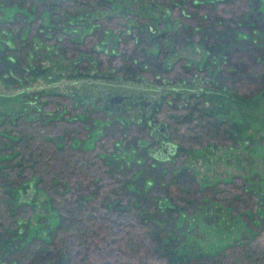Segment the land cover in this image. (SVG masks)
<instances>
[{"label": "rangeland", "instance_id": "374dc122", "mask_svg": "<svg viewBox=\"0 0 264 264\" xmlns=\"http://www.w3.org/2000/svg\"><path fill=\"white\" fill-rule=\"evenodd\" d=\"M109 1L111 8L107 12L112 17L97 21L98 27L83 37L80 45L83 50H90L107 30L104 43L109 53L96 54L102 68L109 64L120 66L127 57L142 62L146 58L142 54L145 45L139 47L132 38L142 33L150 41L173 26L177 17L180 25L193 29L194 42H234L235 46L214 55L215 62L209 68L200 64L185 68L182 60L165 75L153 77L144 72L142 77L154 85L161 77L175 82L184 76L204 85L225 86L237 95L211 89L204 107L217 117L247 122L248 127L236 142L229 138L212 141L191 121L189 137L195 134L198 140L179 143L172 138V130L168 131L169 141L181 144L189 152L180 156L171 153L155 161L147 152L157 150L159 145L136 121L144 109H149L144 102L155 101L160 93L173 92L172 86L151 87L144 80L119 81L110 77L111 73L93 69L87 56L58 61L56 47H67V39L62 40L55 30L43 26L51 20L66 19L64 14L57 17L43 13L55 0H0V38L10 41L17 58L28 53L32 62L40 60L41 66H49L52 71L46 78L20 87L0 82V124L20 117L15 125L3 126L7 138L0 134V167L6 174L0 176V182L15 186L26 180L29 184L14 205L18 234L13 241H17V246L5 263L35 264L31 258L36 257L38 264H78V255L87 246L90 264H137L146 258L144 248L137 245V249L129 251L124 245L126 240L134 235L135 242H139L145 232L150 233L146 238L152 239L151 232L161 227L155 222L163 220L160 234L173 231L181 245H196L206 254L223 251L207 264H246L238 259L240 238H251V247L264 246V91L253 98L241 97L259 89L242 88L248 65L241 59L244 50L256 54L257 49H264L259 39L264 35V0H236L230 5L235 15L224 14L229 18L224 29H234L228 35H223V25H208L209 19H193L195 10L200 17L208 14L210 4L195 8L191 0L181 6H171L169 0ZM212 5L218 14L227 9L222 2ZM97 14L85 13L68 26L73 30L69 35L73 41L82 40L81 34ZM181 39H175L174 47L183 46ZM155 49L149 51L153 54ZM72 51L68 46L70 56L74 55ZM167 51L165 44L159 45L161 54ZM190 55L193 60L203 57L205 63L210 61V55L202 53L199 45L191 46ZM79 70L82 76H76ZM89 73L99 76L90 77ZM177 87L187 88L183 84L174 86ZM43 89L57 94L50 98L32 96ZM112 96H123V102L109 107L107 101ZM127 97L132 102H124ZM28 100L36 102L35 106L25 104ZM168 113L169 110L161 109L154 121L168 124ZM22 121L30 122L36 136L27 149L30 156L26 155L23 164L17 166L12 139L22 129ZM179 132L183 134L185 129ZM181 169L191 179L193 188L192 204L187 206L176 199L173 176ZM185 206L183 212L165 211ZM259 209L263 212L260 215ZM68 220H72L71 225L61 223ZM258 220L259 224L254 223ZM253 232L256 235L251 237ZM81 236L87 238V245L82 246ZM150 263L162 264L158 258Z\"/></svg>", "mask_w": 264, "mask_h": 264}, {"label": "trees", "instance_id": "16d2710c", "mask_svg": "<svg viewBox=\"0 0 264 264\" xmlns=\"http://www.w3.org/2000/svg\"><path fill=\"white\" fill-rule=\"evenodd\" d=\"M170 1L171 6H181L185 0H176V1ZM236 0H191V6L198 8L200 5H207L210 4L211 7H209L208 14L204 16H199L196 11V15H193V19L201 20V19H209L208 25H216V26H222L223 29L225 28L224 25L227 23L225 13H228L229 15H235V9L230 8V5H233ZM91 2V3H89ZM222 2L225 7H227L226 10L221 11V13H217L213 3ZM70 8L75 9L73 12H68ZM111 8V1L109 0H55V3H50L46 7L45 10H43V13L45 14H54L57 17L59 15L64 14L66 19L64 21L57 20L58 22L51 20L48 24H43L45 29H53L55 30L57 37L63 38L64 40L67 39L66 44L67 47L69 46L73 51L72 56H70L67 52V47L63 46L62 48L56 47V55L57 60L60 61H75L79 57L87 56L90 59L89 65L95 69L99 73L101 72H107L106 74H109L110 77H114L118 79L119 81L127 82V83H134L141 80L146 81V83L151 86H172L174 89L173 92L168 91L166 93H160L158 96L155 97V101L152 102L150 107V114H146V112L143 115L142 123L146 124L147 121H153L155 120V115L157 112H159L161 109L165 108V110H169L168 113V124L167 129L168 131L171 129L170 133L172 134V138H175L178 140L179 143L182 141H191L198 140L199 136L195 135L189 137L191 132H189V124L191 121L196 122V125L194 127L197 128L198 131L203 133V135L208 136L209 139L214 140H222L224 138H229L231 141L236 142L238 139H240L241 134L246 131V128L248 127V123L243 121H234L232 119L223 117H217L213 112H211L209 109H206L204 107V101L206 100L207 95L211 94V89H214L215 92L221 90H225V92H230L231 94L235 93L229 88H226L225 86H216L211 85L209 83L203 84L201 81L194 80L192 78L187 77H178L175 82L169 81L167 78L161 77L159 79V83L151 84L148 82V80L144 77H142L144 72H148L151 76L157 77L159 75H165L168 73L173 66V64H176V62H181L183 60V67L190 68L191 65L188 64H197V65H203L205 68H209V64H213L215 62L214 55H219L225 48H232L235 46L234 42L231 43H223L222 41L219 43H211L209 45L204 44L202 41L194 42L192 40V34L194 33L193 29H189L188 26L184 27L180 25L179 22H177V17H174L173 19L174 25L170 28H165L163 32H161L158 35L153 36V38L150 41H146L143 38L142 33L137 34V36H134L132 38V41L135 40V44H137L139 47H143L142 54L144 53L146 58H143L142 62H139L136 60L135 57H127V59H124L125 62H122V65H110L105 68H102V65L100 64V61H98V57H96V54L99 52L108 54L109 51L108 47L106 46L105 42V36L107 30H103V33L101 35H104V37L98 41L96 44H94L93 48L90 50H83L80 45L83 44V39L86 36H89V33L98 27L97 21L101 19H107L111 18L112 15L107 12ZM79 9H83V11L79 12ZM85 9V10H84ZM97 12L98 14L95 15L94 20L91 22V26L81 34V41H73L71 39L70 34H72L73 30H71L70 27H68L70 24H73L75 19H78L79 16H84V14H91ZM182 14V13H181ZM182 16V15H181ZM184 17V16H182ZM185 18V17H184ZM176 23V24H175ZM58 24L60 26H58ZM140 28L139 33H140ZM197 30V28H195ZM223 35H228L233 31L234 29L227 30L224 29ZM72 31V32H71ZM179 37V39L182 37L181 41L184 43L182 44L179 49H185L187 47H190L192 45H199L201 46V52L205 53L206 55H210V61L209 63H205V59L202 57L198 60H193L190 58L180 57L178 58V50L175 46V39ZM58 39V38H57ZM56 39V40H57ZM62 39V40H63ZM262 46H264V35L260 38ZM32 43V42H31ZM170 49V54L168 55L166 53L161 54L159 52V45H164ZM31 48L33 45H31ZM137 46V47H138ZM258 46V45H257ZM117 45L115 46V48ZM153 47L157 48L153 50V54L149 51L153 49ZM36 48V46H35ZM113 48V50L115 49ZM113 50H110V53H113ZM259 50L255 55L250 53L251 51L244 50V55L241 61L245 62L246 67L244 79H246L244 82H241L242 88L245 89V87H253L256 86L259 88L258 91L255 94H252L250 96H241L243 99H249L256 96L257 93L260 91H264V49H257ZM15 50L10 41H6L0 38V82L7 85V86H15L20 87V85L30 84L32 81L35 80H42L43 78H46L52 71H50L49 66H41V63L39 61H33L31 60V55L26 53L24 56L17 58L18 55L14 54ZM134 54V53H133ZM131 54V55H133ZM205 55V56H206ZM109 56V55H108ZM79 63L82 62V60L78 61ZM79 70L76 73V76H82L83 73ZM90 77H98L99 74H90ZM144 78V79H143ZM242 78V77H241ZM185 85L187 88H174L176 85ZM213 84V83H212ZM184 89V90H183ZM206 90V92L204 91ZM211 91V92H210ZM57 93H53V91L49 89H43V90H37L35 91L32 96L36 98L37 96H45V97H54ZM234 95V94H233ZM235 95H237L235 93ZM31 96V97H32ZM240 96V95H238ZM32 101H27L25 104H33ZM38 104V103H37ZM35 106V105H34ZM91 106V104L89 105ZM93 107V106H91ZM93 109V108H92ZM33 110H38V108H33ZM124 110V109H123ZM105 113L108 114L106 110H103ZM178 111H181L178 113ZM175 112H177L175 114ZM114 113V112H111ZM110 114V113H109ZM20 117H15V119L12 120H4L0 124V134L3 135L5 138H7V133L3 130V126L8 125H15L17 121H19ZM130 120V118H129ZM132 121V120H130ZM139 121V120H138ZM24 125H22V129L18 131V135L16 137H13L12 141V151H13V157L17 166L23 164V161L27 159L26 155L28 152V148H30L31 140H33V137L36 136L34 127L31 126L30 122L22 121ZM194 124V123H193ZM185 129V133L181 134L179 131L180 129ZM5 129V128H4ZM194 129V128H193ZM169 133V135H170ZM188 134V135H187ZM176 148L174 150V154L176 156H180V154H187L189 152L188 148L182 146L181 144H175ZM213 145V143H212ZM2 155V150H0V156ZM32 155V154H31ZM27 156H30L29 154ZM9 157V155H8ZM9 161V160H8ZM15 165V166H16ZM14 166V165H13ZM5 167V166H4ZM6 175L4 173V170L2 166L0 167V176L3 177ZM174 183L176 185V193H177V200H180L181 202L185 203V205H191L192 201L190 199V196L193 194V188L191 186V179L185 175V170L181 169L180 172L174 174ZM10 184L8 182H0V264H8L5 263L4 260H6L7 256L12 253L16 248V242L13 241V238L18 234L17 229V216L15 213L14 205L17 203V200L20 197V193L25 191L28 187V183L26 180L19 182L17 184ZM175 206V205H174ZM185 207H182L181 209H178L176 207L171 208H165V211L171 212V211H185ZM164 211V212H165ZM263 213L260 209L258 212V215ZM257 215V216H258ZM167 217L171 218V214L167 213ZM262 217V216H261ZM67 222L68 224L72 220L68 221H61V223ZM164 221L157 220L155 222L160 227L159 231H153L151 232L153 238L150 240L146 238V234L149 235L150 233H144V237L140 238L138 241L135 242L134 235H131L128 237V239L125 242V247L129 249H137L138 246H142L144 248L145 252V260H140L137 264H152L150 263L151 259H160L162 264H207V261L210 259H216L218 258V255H221L220 253H223V251L215 252V254L211 253H203L201 252L197 246H188V245H181L178 240L174 237L175 235L172 232H167L166 234H160V231L162 229V225ZM256 224L260 223V220L257 222H254ZM253 235H256V232H253L251 237ZM150 236V235H149ZM81 242L82 246L87 245V242L85 236H81ZM250 240L251 238H240V242L238 243L241 247L240 249V255H238L239 261H242L247 264H264V246L263 247H256V246H250ZM145 241V244L143 243ZM147 241V243H146ZM149 243V244H148ZM233 245V244H231ZM87 247V246H86ZM84 246L83 252H80L78 255V264H90L89 260V252L88 249H86ZM219 253V254H218ZM32 260L36 262L35 264H38L37 260L38 258L32 257ZM147 259V260H146ZM241 262V263H242ZM13 264V263H11Z\"/></svg>", "mask_w": 264, "mask_h": 264}, {"label": "flooded vegetation", "instance_id": "af4514ba", "mask_svg": "<svg viewBox=\"0 0 264 264\" xmlns=\"http://www.w3.org/2000/svg\"><path fill=\"white\" fill-rule=\"evenodd\" d=\"M199 47L201 48V46H199ZM179 48L180 47H177L176 49H179ZM190 51H191V46L190 47H187V48H185L183 50L182 49H179L178 52H177L178 58L180 57V59H181L182 57H186V58L188 57L190 59H193L191 57V55H190ZM194 51L196 53L197 52V48H194ZM166 54L171 55L169 48H168V51L166 52ZM112 97H110V98H112ZM119 97H121L122 100H123V96H119ZM109 100L107 102H109ZM126 101H130V97H127V99L124 102H126ZM122 102H120V103H122ZM130 102H132V101H130ZM152 102L153 101H146V102H144V105H148L149 106L148 107L149 109H144V111H142V113L140 115L141 118H143V115L142 114H144L145 112L148 115L150 114V111L149 110H150V107H151ZM114 103H118V102H114ZM114 103H112L111 105L109 104V107L113 106ZM131 111L132 110H130V114H133ZM138 111H136V112H138ZM140 117H138L139 118L138 119L139 121L137 120L136 121V124H139V125L143 126L144 129H147V134H149V137H151L153 139V141H154V143L156 145H159V148H157V150L148 149V152H147L148 156H150L155 161L156 160L158 161V159H163L165 157H168L169 154H171V153L173 154L174 153V150L176 148V145L173 144V143H171V141H169L170 135L168 133L167 124L164 123V122H155L154 120L153 121H147V122H145L146 124H143L142 121H141L142 119H140ZM160 123H164V125H165V132L167 133V137H164V133H162L161 131H158L157 133L152 132L153 129L156 128V126H158ZM158 136H159V139H158ZM166 143L169 144V146L164 145ZM171 145H174L175 147L173 148Z\"/></svg>", "mask_w": 264, "mask_h": 264}, {"label": "water", "instance_id": "95a60500", "mask_svg": "<svg viewBox=\"0 0 264 264\" xmlns=\"http://www.w3.org/2000/svg\"><path fill=\"white\" fill-rule=\"evenodd\" d=\"M114 102L120 103V102H122V98L119 97V96H115V97L110 98L109 104L111 105ZM158 131H161L162 133H164V137H167V133L165 132V125H164V123H160L158 126H156V128L153 129L152 132L157 133ZM164 145L169 146V144H167V143L164 144ZM171 146L173 148L175 147L174 145H171Z\"/></svg>", "mask_w": 264, "mask_h": 264}]
</instances>
